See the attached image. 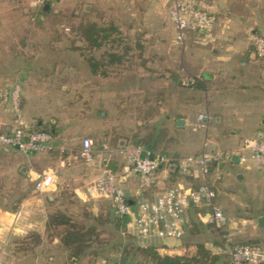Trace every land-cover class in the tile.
Instances as JSON below:
<instances>
[{
    "label": "rangeland",
    "instance_id": "1",
    "mask_svg": "<svg viewBox=\"0 0 264 264\" xmlns=\"http://www.w3.org/2000/svg\"><path fill=\"white\" fill-rule=\"evenodd\" d=\"M33 1L0 0V45L5 49H19L24 62L30 58L34 67L31 71L22 70L25 80L44 79L39 87L31 85L34 82L30 80L24 81L26 86L20 81L25 95L31 100L23 104L20 95V115L26 118L25 115L33 111L52 112L51 115L65 123L70 145L76 152L80 140L85 136L92 139L99 151L116 147L120 141L145 145V139H155V149L173 150L176 147L180 154L194 155L200 152L203 142H206V149L210 144H217V147L229 152L230 159L221 168L211 165L207 178L215 191L213 203L221 207L225 222L217 226L192 216L178 244L203 245L208 250L206 260L201 257L193 260L192 264H225L229 258V245L225 237L230 243L239 241L229 235L231 229L227 223L231 215L238 222L241 217L252 218V223L245 224L241 237L245 235L256 240H242L263 243L260 238H264V222L254 221L259 215L264 217V177L257 170L239 176L243 165L238 163L239 152L234 151V147L242 139L250 140L259 132L264 135V89L258 85L219 94L214 90H208L207 94L196 91V102L187 103L192 111L191 124L174 130L171 122H167L164 111L166 106L174 105L175 92L168 95L163 107L158 105L160 91L172 88L166 83L172 76V65L177 60L173 58L174 55L171 57L173 60H160L157 51L165 46L176 45V48L180 45L172 40L171 24L166 20L167 13L160 3L155 0H117V4L115 0H53L48 4L50 9L42 11ZM242 1L247 2L241 15L247 17L248 24L244 30L243 27L238 29L247 42V49L251 50L246 31L249 28L256 29L264 36V0ZM86 3L90 4L87 9L84 6ZM83 18L95 20L101 25L112 24L119 32L117 52L120 53V59L116 64L105 63L102 70L99 65L97 72L86 68L88 61L81 51L82 47L74 43L79 38L71 27ZM253 21H256L255 24ZM235 39L233 47H222L224 52L231 51L233 57L236 56L235 46H241L239 36ZM193 44L198 49H207L211 45ZM188 46L186 44L185 59ZM104 49L99 47L94 51L95 57L103 62L108 58ZM257 59L256 81L262 85L264 75L260 70L261 67L264 70V59ZM50 63L53 69H46ZM236 67H233L234 70H238ZM182 72L184 81L189 82L191 79ZM48 80H52L53 84L48 83ZM237 80V83L240 82ZM11 84L6 81V86L13 88ZM35 89H38L36 94ZM177 95L181 99L186 94ZM7 104L12 105L10 101ZM152 106L155 109H151ZM151 111L156 112L151 115ZM199 111L201 114L211 112L221 117L219 120L210 118L207 121L205 117L207 126L202 127L198 123L203 120L200 121L196 116ZM12 114H16L13 108ZM166 126L167 131L164 130ZM75 129L82 132L72 133ZM232 131L235 134H231ZM229 142L234 145L230 149L227 148ZM250 155H246V160H249ZM252 161L256 162L255 158ZM28 164L30 162L24 152H13L11 146L0 149V209L9 211L0 213V221L12 220L15 206L36 186L37 180H30L26 176L25 167ZM76 170L84 173L86 168L79 163ZM164 173L162 169L159 172L160 175ZM59 175L57 187L51 191L55 200L49 204L44 194L42 201L47 214L59 209L69 213L77 225L93 227L87 231L89 241L86 246L71 258L58 241H49L45 229L42 232L30 230L23 234L12 233L5 242L1 240L0 264H112L124 256L129 264H153L148 256L135 251L136 246L141 244L127 228L117 226L116 213L109 198L96 197L83 201L74 196L70 173L60 169ZM129 178L138 180V175H130ZM122 187L126 185L122 184ZM202 205L197 209L209 212V206L206 208L205 204ZM19 217L17 213L16 220ZM32 233H38L42 238L39 240ZM1 235L4 238V234ZM172 245L176 244L169 246Z\"/></svg>",
    "mask_w": 264,
    "mask_h": 264
},
{
    "label": "crops",
    "instance_id": "2",
    "mask_svg": "<svg viewBox=\"0 0 264 264\" xmlns=\"http://www.w3.org/2000/svg\"><path fill=\"white\" fill-rule=\"evenodd\" d=\"M116 4H117V0ZM158 3L163 6V10L166 11V20L168 23L171 24V30H172V40L174 41V27L172 23L169 20L168 17V11L166 8V5L163 3L162 0H155ZM217 3L218 6V16L216 19V22L214 23V33H215V40L210 43V47L207 49H198L194 46L193 43H195L194 36L191 33L187 34V37L185 38V41L183 44H179L180 46L177 45L175 48L174 46H168V47H162L159 49L158 55L160 56V60L165 59V60H170L172 59L174 55V59H176V63L172 65L173 70L171 78L169 77L167 79V85L169 87H172L171 90H162L160 91V100H159V105L158 107H163V104L167 102V97L168 95L171 94V92H175L176 96L174 99V105H169L166 106V110L164 111V116L167 122H171L172 128L176 130L180 126H184L185 124H191V113L190 111L191 107L187 103L190 101L196 102V96L194 94H197L196 91L198 92H203L205 94L208 93V90H214L216 93H225L226 91H239V89H248L249 87H255L260 85L264 89V81H262V85L256 81V71L258 69L257 57L254 55L252 50L247 49V42L243 40V35L242 31H240L238 28L239 27H244L246 26L247 23V17L241 15L242 9L245 10V4L247 2H243L242 0H214ZM85 8H89L90 4H85ZM98 21L100 19H97ZM115 21V20H114ZM111 23H113L110 20ZM256 21H253V24H255ZM256 30V29H255ZM241 34H238V33ZM245 34V31L244 33ZM76 37L75 35H73ZM78 36V40L75 41L74 43H78L79 47H83L86 42L83 39L82 36ZM112 37H119V32L115 30L112 35ZM241 41V46H235V52L237 58L232 56L231 51L229 52H224L222 47L225 46H231L233 47L235 45V37L238 38ZM63 37H66L65 35ZM67 38V37H66ZM70 38V35H69ZM232 39L234 41L232 42ZM244 42H243V41ZM112 47L113 51L117 52L119 49L118 41L116 40L115 42H112ZM177 44V43H176ZM186 44H188L187 51L188 56L185 59L184 54H185V47ZM108 46V44H106ZM225 45V46H223ZM103 48H107L106 46L104 47L103 45L101 46ZM226 48V47H225ZM97 49V48H96ZM173 60V59H172ZM239 60V62H238ZM254 61H256L254 63ZM167 62V61H166ZM260 62V61H259ZM117 62L114 61V63L111 62L112 64H116ZM185 64V66H184ZM237 66L236 69L234 70V66ZM32 62H30V58H28L27 61L24 62V58L22 56V52L19 51V49H14V48H8L5 49L3 46L0 45V98L1 95L4 93V91H7L6 95V100L1 102L0 101V131L4 130L11 124H13L16 120V114H12V108L13 107V101L11 97V90L18 85L19 86V93H18V98L21 95V103L29 102L31 101L28 99L27 95H25V90L24 88L22 89V85L20 81H22L23 85L26 86L27 84L24 81H33L35 87H39L40 84L44 81V79H27L26 80L23 78V72L22 70L26 71H31L32 67ZM167 66V65H166ZM40 68V67H39ZM86 68L89 70L91 69L89 63H86ZM38 69V68H36ZM46 69H53V64L50 63V66L47 67ZM187 77H189L191 80L189 82L184 81L183 77V72ZM239 71V72H238ZM261 72L263 71L264 75V70L261 67ZM237 78L239 79L240 82H236ZM6 81H10L13 84V88L6 86ZM238 81V80H237ZM32 82V83H33ZM51 82V83H50ZM48 83L51 85L53 84L52 80H48ZM11 84V85H12ZM87 84V83H86ZM96 84V83H94ZM23 86V87H24ZM194 91V92H193ZM246 91V90H245ZM38 92V89H35V94ZM185 93L181 99H178L177 94H182ZM24 100L23 101V97ZM248 96V95H247ZM19 100V99H18ZM200 100V97H198V101ZM8 101L11 102V106H9L7 103ZM23 103V104H24ZM18 106L19 102H18ZM57 107V106H56ZM165 108V107H164ZM194 111V110H193ZM20 112V108H19ZM201 111L197 112V119L198 115L201 114ZM199 113V114H198ZM203 113V112H202ZM52 112H39V113H28L25 115L26 121L30 124V122L35 123L39 126L45 125L48 122H54L55 127L57 130V135L53 139V148L47 149V150H39V151H34V152H27L25 153V156H27V160L30 162V164L26 165L25 169H27V174L26 176L30 180H37L38 175L43 174V173H48L51 175V180L52 184L47 188L43 189L41 191L37 190L36 188L33 189V191L22 198V200L18 203L16 206V209L12 214L14 215L13 219H8V220H1L0 221V247H2L1 240L2 242H5L7 239H9V236L12 233H27L30 230H36L38 232H42L45 229V224H46V218H47V210L46 206L43 203L42 199L45 194L46 197L49 199H52L54 194L51 193L54 189H56L58 180H60V169L66 170L67 172L70 173V178L73 182V190L81 200L85 201L89 198H96V197H101V198H107V197H102V196H95L92 195L88 190H87V183L88 181L99 171L97 167H94L90 164L85 163L79 154L80 146H81V140H80V145H79V150L78 152L73 150V147H71V143L69 141V136H68V130L65 125V123L60 120L59 117L51 115ZM206 121L209 120L210 118H214L216 120H219L221 115L219 114H214L211 112H206L204 114ZM177 118H182L184 120L183 124H176V119ZM198 125L202 127L207 126V122L204 123L200 122ZM195 127V126H193ZM168 127H164V130L167 131ZM79 129H75L72 131V133H81ZM231 134H235V131H232ZM263 134L261 132L258 133L257 136L255 137H261ZM246 139H242L239 143V145L235 148L234 151L240 149L243 141ZM63 145L64 150L61 152L59 151V146ZM217 145V144H216ZM216 145L210 144L208 149L205 148L206 142H203L202 150L208 151L211 153L213 156V159L210 162V166L214 167H223L225 165V162L230 159V154L224 149H221L217 147ZM227 148H232L231 142L227 144ZM6 147V146H5ZM229 148V149H230ZM107 149V148H106ZM149 150L152 151V149L148 148ZM167 149V148H166ZM173 150H164V154L169 155V156H186V155H193V154H180V152L177 150V148L173 147ZM13 152H22L15 147H12ZM225 151V152H224ZM154 152V150H153ZM159 152V151H158ZM173 152V153H172ZM238 163L242 166L241 168L243 170L238 173L239 176H243L246 172H254L257 170L260 174V176L264 177V167H261L262 165H259L257 161L253 163V158H255L249 148H243L238 150ZM160 153V152H159ZM178 153V154H177ZM199 153V152H198ZM251 154L249 157V160H246V155ZM239 154L244 155V160L240 161L239 160ZM104 158L105 156L102 157V163H104ZM256 160V159H255ZM112 161L115 163L114 170H120L122 168V165L125 163V159L123 156L120 155H113L108 158V162ZM83 164L84 167L86 168L84 173H78L76 170L77 164ZM107 166V165H106ZM264 166V165H263ZM108 167V166H107ZM165 170V173L163 175H160L159 172L160 170ZM134 174V175H133ZM137 176L135 173H131L127 175L123 181L122 184L126 185L124 188L126 192V196L129 198L130 201H134L138 199L141 196L140 189L138 188V180H134L129 178V176ZM218 177L220 176L219 174H216ZM88 177V178H87ZM154 181L153 185L155 188L158 189L160 187H164L167 185H170L174 182H177L179 180H183L185 182H191L194 186H197L201 182V177H193V176H181L180 178H174L172 179L169 175V171L166 168H160L154 175ZM135 181L133 184L132 182ZM157 186V187H156ZM203 206V205H200ZM206 208H208L207 205ZM196 205H192L186 213L188 223L186 226V229L189 225L190 222V217L194 216L195 218H199V214H205L208 211H200L197 209ZM220 207V206H219ZM221 208V207H220ZM190 209H195V210H190ZM209 210V208H208ZM222 210V209H221ZM210 211V210H209ZM8 213L9 211H6L5 208L2 210L0 209V213ZM18 213L20 215L19 219L16 220V214ZM36 215V216H35ZM228 215V214H226ZM231 215V214H230ZM35 216V217H34ZM225 217V215H224ZM228 217V216H227ZM26 219V220H25ZM200 219V218H199ZM226 219V217H225ZM224 219V222H225ZM201 220V219H200ZM259 222H264V217L259 215L257 219L254 221ZM203 221V220H202ZM236 219L233 215L229 217L227 226L230 228L229 235H231L234 238H238L239 241H236V243L240 242H247L242 240V238H249L252 240L251 237H241V234L243 235V231L245 230L244 226L245 224L252 223V218L248 217H241L239 220ZM204 222V221H203ZM206 222V221H205ZM253 222V225H254ZM185 229V231H186ZM6 231V234L4 233ZM4 234V238H2V235ZM227 235V233H225ZM263 243H260L264 247V238H260ZM256 239L252 240L255 241ZM259 241V240H257ZM163 243H166V245H171V244H178L180 243V240H174V239H164ZM235 243V242H234ZM258 243V242H256ZM1 261V257H0Z\"/></svg>",
    "mask_w": 264,
    "mask_h": 264
},
{
    "label": "built area",
    "instance_id": "3",
    "mask_svg": "<svg viewBox=\"0 0 264 264\" xmlns=\"http://www.w3.org/2000/svg\"><path fill=\"white\" fill-rule=\"evenodd\" d=\"M53 0H34L35 6L50 4ZM166 5L168 17L174 27V41L183 44L188 33L200 44H209L215 40L214 23L218 16V6L214 0H162ZM251 50L257 58L264 59V36L254 29H247ZM16 120L13 124L0 131V149L4 146L15 147L22 152H34L53 148V136L42 129H29V123L19 112L18 93L19 86L11 90ZM7 91L1 95L0 101L6 100ZM198 119L205 120L204 114ZM249 148L259 165H264V135L244 140L240 149ZM238 149V150H240ZM63 145L59 151H63ZM82 160L99 171L88 181L87 190L95 196L107 197L119 215H127L126 228L128 232L141 245H158L164 239L180 240L188 223L187 210L192 206L205 204L209 212L199 214L203 221L221 225L224 223V214L213 203L215 191L208 181L210 162L213 156L202 150L198 154L186 156H169L156 153L144 145L124 143L113 148L99 151L94 147L90 137L81 139L79 150ZM113 155L123 156L125 163L120 170H110L102 163V157L108 160ZM239 160L244 155L239 154ZM170 163L176 165L182 175L201 177V182L194 186L191 182L179 180L158 189H150L153 185L154 175L160 168H166ZM138 175V188L141 196L128 200L122 187L123 179L131 174ZM52 184L51 175L43 173L38 175L35 188L39 191L47 189ZM225 237V235H224ZM229 264H264V247L256 242L230 243ZM112 264H127L117 259Z\"/></svg>",
    "mask_w": 264,
    "mask_h": 264
},
{
    "label": "trees",
    "instance_id": "4",
    "mask_svg": "<svg viewBox=\"0 0 264 264\" xmlns=\"http://www.w3.org/2000/svg\"><path fill=\"white\" fill-rule=\"evenodd\" d=\"M42 11H48L50 8H44V6L39 7ZM72 20V19H71ZM73 21V20H72ZM70 21V22H72ZM77 25H73L72 31L76 33V35L82 36L85 40L86 44L81 48L82 53L85 55L86 60L88 61L91 70L93 72H97L98 68L101 67L100 70H102L105 63H110L115 61H119L120 59V53L113 51L112 42L118 41V45H120V36L115 39V37H112V33L116 30V28L112 25H101L95 20L92 19H80L77 21ZM61 37V36H60ZM58 38V37H57ZM108 44V46H106ZM106 46L107 48L104 49V54L108 55V58L105 60V62L97 59L94 55V51L96 48H99L101 46ZM125 48V47H124ZM100 65V67H98ZM151 109H155V106H152ZM156 111H151V115L154 114ZM148 115V114H147ZM29 129H42L50 132L54 137L57 135V130L55 127L54 122H48L45 125L39 126L37 122L29 124ZM155 138V137H154ZM145 145L142 143H133V144H141L144 145L146 148L154 150L156 153L164 154V149L156 148L155 149V139H149L144 140ZM154 142V143H153ZM126 142L120 141L119 145L124 144ZM155 145V146H154ZM157 147V146H156ZM159 151V152H158ZM82 159V158H81ZM210 168V166H209ZM167 170L169 171V175L172 179L174 178H180L181 176H188L187 174L182 175V173L178 170L175 164L170 163L167 167ZM157 187V186H156ZM154 189V186H150V189ZM74 196L76 194L74 193ZM128 198V197H127ZM46 200L49 202V204H52L55 200V195L52 199H49L46 197ZM129 200V198H128ZM112 204V203H111ZM18 205V204H17ZM113 206V205H112ZM16 207V206H15ZM114 208V207H113ZM115 211V209H114ZM116 213V211H115ZM96 216V215H95ZM115 220L117 226L126 227L128 216L127 215H119L115 214ZM90 228V229H89ZM91 226H84L77 225L75 221H73L71 215L67 213L66 211H62L59 209H54L47 214L46 224H45V231L44 233L50 240H56L60 243V246L66 250L70 257L77 256L86 246L87 242L89 241V238L87 237V231L91 230ZM34 237H37L39 240L42 238L41 235L38 233H32ZM140 252L141 254H144L148 256L153 264H192L191 262L193 260H198V258H207L208 250L203 245H193V244H176V245H166V244H148V245H137L135 248V251ZM127 252V251H126ZM125 252V253H126ZM123 263H127V260L121 257L120 259ZM230 263V256L228 258V261L225 262V264Z\"/></svg>",
    "mask_w": 264,
    "mask_h": 264
},
{
    "label": "water",
    "instance_id": "5",
    "mask_svg": "<svg viewBox=\"0 0 264 264\" xmlns=\"http://www.w3.org/2000/svg\"><path fill=\"white\" fill-rule=\"evenodd\" d=\"M44 8H48V3L44 4ZM183 122H184V120L182 118H177L176 119V124H183ZM104 163L108 166V168L110 170H114V166H115L114 162H112V161L108 162V160L106 158H104Z\"/></svg>",
    "mask_w": 264,
    "mask_h": 264
}]
</instances>
